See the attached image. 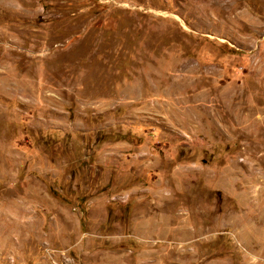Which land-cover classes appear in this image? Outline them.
Instances as JSON below:
<instances>
[{
	"label": "rangeland",
	"instance_id": "obj_1",
	"mask_svg": "<svg viewBox=\"0 0 264 264\" xmlns=\"http://www.w3.org/2000/svg\"><path fill=\"white\" fill-rule=\"evenodd\" d=\"M0 264H264V0H0Z\"/></svg>",
	"mask_w": 264,
	"mask_h": 264
}]
</instances>
